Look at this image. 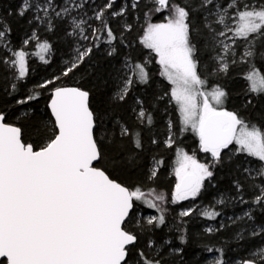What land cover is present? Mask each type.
I'll return each instance as SVG.
<instances>
[{"label":"snow or ice","instance_id":"snow-or-ice-1","mask_svg":"<svg viewBox=\"0 0 264 264\" xmlns=\"http://www.w3.org/2000/svg\"><path fill=\"white\" fill-rule=\"evenodd\" d=\"M117 2L19 0L0 10V68L10 73L2 94L15 97L0 101V264H264V244L229 261L225 247L204 243L189 229L195 215L218 224L205 227L204 235L236 226L239 240L246 232L264 237V126L229 110L231 94L219 82L246 65L240 107H255L253 98L264 96V72L257 67L264 64V0ZM129 17L144 20L138 43L154 55L170 85L155 99L167 96L175 104L178 131L191 129L210 156L200 162L179 147L176 125L167 121L162 145L176 153L170 198L152 186L162 158L153 156L147 172L134 176L150 151L144 131L151 132L155 116L146 91L136 94L138 86H151V61L133 56ZM17 28L24 33L18 47ZM61 39L72 54L60 75L20 96L30 57L49 64L52 41ZM30 44L38 51L30 53ZM82 67L87 86L57 85ZM45 92L47 118L28 107L16 117L24 124L8 122V103L30 105ZM125 105L131 122L118 114ZM148 142L161 144L155 135ZM241 154L252 159L237 161ZM225 167L232 179L213 204L182 208L169 220L165 205L194 202L208 187L217 188V170ZM141 205L158 215L141 222ZM217 205L242 211L225 222Z\"/></svg>","mask_w":264,"mask_h":264},{"label":"trees","instance_id":"trees-1","mask_svg":"<svg viewBox=\"0 0 264 264\" xmlns=\"http://www.w3.org/2000/svg\"><path fill=\"white\" fill-rule=\"evenodd\" d=\"M19 0H0V10H6L9 7L15 8L18 4ZM99 3H103V0H98ZM119 5V0L117 2L116 7ZM160 16H156L153 19V22H158ZM129 20L133 23V32L128 36V39L132 41L134 46L133 56L137 59H143L144 55L147 52V49H143L141 45H139L138 40L139 36L142 33V26L144 20L141 18L140 20H135L132 17H129ZM23 29H15L13 33V40L16 43L17 47L19 45V40L23 37ZM54 44V51L49 56L46 54V58L50 59L49 64H44L42 61L39 60L37 56H34L28 60L30 74L26 78V81L20 84V92L19 95H25L27 89H30L33 85L37 82H42L45 79H51L54 76L60 75L62 69L65 67L64 61L70 57V49L67 46L65 41L61 40H53ZM27 49L34 53L38 51L34 47V45L30 44ZM2 55V53H0ZM99 55V54H98ZM257 67L260 69L261 72H264V64L257 63ZM148 69L151 73V86L147 87L146 89L143 87L138 86L136 90L137 95H144L145 91L147 93L146 99H148L149 108L153 111V115L155 116V125L152 127L151 132L147 130L144 131L145 143L146 147L150 150L144 153L142 159V171H137L134 173V176H141L142 172H147L152 157H156L157 159L162 158L164 163L159 169V177L158 180L152 186L156 188L159 192H164L169 196L170 190V183L168 180L165 179V171H167V165L169 164L170 159L175 156V147L172 149L164 148L162 145V141L165 139L167 134L166 124L168 117L175 123L176 131H177V145L183 149L187 150L188 145L185 143V139L191 135L188 131L179 132V125H178V111L176 110L175 104H171V106L167 103V97L165 96L163 100H156V96H161L163 93L170 89V85L168 82L160 75L159 70H154V66H148ZM247 71V66H237L230 70L228 76L223 78L219 82L222 83L227 91L231 94L229 98V102L225 105L229 110H236L239 111L240 115L246 119L251 120L254 123H258L261 126H264V96H261L258 100L254 99L255 107L248 106L246 109L241 108V101L245 99L244 93L247 89L248 82L243 78L242 73ZM6 75L10 76V73H6L3 68H0V101H11L14 100L15 97H7L4 98L2 94V88L5 84V77ZM86 77L83 75V67L81 68L80 72H77L75 76L70 75L69 77H63L62 80L57 81V85H64V86H78V84H85ZM112 89L111 87L107 90L105 95L110 92ZM49 93L45 92L44 95L39 99V101H33L30 105L25 106H14L11 103L7 104V119L8 122L11 123H25V118H21L20 121L16 120V117L20 114L22 110H26L28 107H31L35 114L38 116H44L47 118L48 110H47V102H48ZM124 110L118 112L119 115L123 116L124 119L129 120L130 122L134 119L133 114L127 110V105L123 106ZM152 135H155L158 140L161 141L159 145H152L148 142V138ZM195 137V134L191 135ZM28 142H32L34 137L31 139L25 137ZM233 146V145H232ZM231 147V146H230ZM243 155V154H241ZM237 159V158H236ZM239 161V160H237ZM160 177L165 179L164 183L159 182ZM124 180L129 179L127 175L121 177ZM232 176L229 174V169L225 167L224 169L217 170V180L218 185L217 188L223 190L228 188L230 185V181ZM169 209V220L176 217L178 213V205L168 204L165 205ZM217 210L222 211L223 214L226 215H234V213L229 211V209L223 210V206H217ZM139 212L147 213L153 212L155 215H158L155 209H148L146 206L141 205ZM203 221H209L205 218L199 217ZM198 218L193 217L190 224L189 229L195 232L198 238H202L204 243L215 247H225L226 256L229 261H234L236 259H240L242 257H246L250 250L253 249V246L260 245L264 241V237H250L248 233H245V239L239 240L235 233L237 231V227L233 226L231 228H227L224 231L216 233L214 235H204L203 230L204 228L197 220ZM221 218H218V220ZM143 222V221H141ZM215 222V221H212ZM227 222V221H225ZM217 224V222H215ZM218 226V224L216 225ZM163 235V232L160 233ZM263 239V241H261ZM199 252L200 249L197 248L195 250ZM189 254H192V250H189ZM203 255L208 256L209 258L212 254L203 253Z\"/></svg>","mask_w":264,"mask_h":264},{"label":"rangeland","instance_id":"rangeland-1","mask_svg":"<svg viewBox=\"0 0 264 264\" xmlns=\"http://www.w3.org/2000/svg\"><path fill=\"white\" fill-rule=\"evenodd\" d=\"M118 7H119V5H118ZM27 50L31 53V51L29 49H27ZM71 54L72 53H71V49H70V57L63 62L65 66L69 62V60L71 58ZM32 57L33 56H31L30 58H32ZM143 59L150 60L151 62L148 64V66L152 65V66H154V70H159L160 71L159 65L155 62L154 55H150L149 50H147V52L144 55ZM167 103H168L169 106H171V104H174V103L169 102L168 97H167ZM168 120H171V119L168 117L167 121ZM178 122H179L178 123L179 127H181L179 113H178ZM187 131L191 135L195 134L191 129H188ZM191 135H189V137L184 140L185 143L188 145L187 150L186 149H184V150L187 151L189 155H195L196 158L200 162L208 161L210 159V156H209V154H206V153H203L202 151H200V149H199V140H198L197 135L195 134V137L191 136ZM233 147H235V145L231 146L230 148H233ZM236 158H237L236 160H239V161H243L245 159H248V160L252 159V158H246L244 155H239ZM175 161H176V155L173 156L170 159L169 164L167 165V169H166L167 171H165V179L168 180L169 183H170V190H169V193H168L169 194V198H170V194H171L172 190L174 189V185H175V176H174ZM152 163H153V161L151 159L150 164H152ZM165 179H162L160 177V181L159 182L164 183ZM215 198H219L218 197V189H214V188L208 187L207 190L205 192H203L201 194V196L197 198L196 201L193 202V201L189 200V201L181 202L180 204H176V205H178V212L182 208L191 207L193 205H197V206L202 208L204 206L213 204ZM217 206H220V205H217ZM226 209H229V211L231 210V212L234 213V215H237V214L241 213V211H242L241 207H239V206H235L234 207L232 205L223 206V210L225 211ZM149 215H155V214L153 212H147V213L139 212L138 213V216L140 217L141 221H143L144 217L149 216ZM229 216H232V215L223 214L222 218H223L224 221H227V217H229ZM193 217L198 218L197 220L199 221V223L202 225L203 228L208 227L209 225H212V226H216L217 225L215 222H212V221H203L201 218H199V216H195L194 215ZM261 241H263V239ZM262 244H264V241L262 242Z\"/></svg>","mask_w":264,"mask_h":264}]
</instances>
